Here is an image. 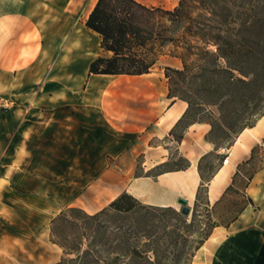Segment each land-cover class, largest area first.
Here are the masks:
<instances>
[{
	"label": "crops",
	"instance_id": "1",
	"mask_svg": "<svg viewBox=\"0 0 264 264\" xmlns=\"http://www.w3.org/2000/svg\"><path fill=\"white\" fill-rule=\"evenodd\" d=\"M96 2L0 0V264H14L16 245L26 264L35 263L40 252L32 240L47 241L51 219L67 207L94 214L123 192L158 207L195 200L200 178L192 160L213 150L205 140L210 126L184 131L179 149L189 167L159 171L187 103L167 97L163 73L88 75L96 57L111 55L85 26ZM258 145L264 147V117L226 150L207 185L210 203L226 194L236 166ZM235 189L253 206L212 230L200 248L207 252L203 264H264V169ZM48 261L59 260L41 263Z\"/></svg>",
	"mask_w": 264,
	"mask_h": 264
},
{
	"label": "trees",
	"instance_id": "2",
	"mask_svg": "<svg viewBox=\"0 0 264 264\" xmlns=\"http://www.w3.org/2000/svg\"><path fill=\"white\" fill-rule=\"evenodd\" d=\"M85 26L100 36V48L111 53L96 57L88 75L141 76L150 73L163 55L181 62V68H164L167 97L187 103L170 135L181 124L185 130L204 122L210 126L205 140L213 150H228L237 136L264 117V0H179L172 9L137 0H97ZM211 108L216 113L208 110ZM226 157L220 154V167ZM168 164L160 165L159 171L189 167L186 160L183 168L161 170ZM198 173L203 180L199 166ZM252 177H246L243 188ZM248 205L253 202L247 196L224 226L235 221ZM137 207V199L123 192L92 215L77 207L60 211L50 221V241L62 250L55 264H94L98 230L92 222L109 210L128 214ZM64 226L70 227V233H63ZM131 252L137 253L134 248Z\"/></svg>",
	"mask_w": 264,
	"mask_h": 264
},
{
	"label": "rangeland",
	"instance_id": "3",
	"mask_svg": "<svg viewBox=\"0 0 264 264\" xmlns=\"http://www.w3.org/2000/svg\"><path fill=\"white\" fill-rule=\"evenodd\" d=\"M142 1L144 4L149 5H153L152 3H162L165 5L162 7L166 8V6H171L172 3H175L176 6L179 0H171L170 2L166 0ZM174 59L176 58L168 55L160 56L150 72L154 74L163 73L164 75L165 67L175 68L170 65V62H173ZM178 68H181V62ZM2 104H5V101H2ZM208 110L216 113L215 108ZM184 127V124H181L170 135V145L167 144L170 148L169 164L162 167L161 170L185 167L186 159L182 156L183 152L179 149L180 142H178L180 138H184V131H186ZM197 154L195 152V157L192 161L194 167H197V171L199 166L203 180H201L199 175V185L201 184V187L197 195V201L194 200L193 203L189 204V215L183 216L180 213L181 207L178 203L175 207H158L145 204L138 199V207L128 214H118L111 210L105 212L96 221L92 222V225L98 230L96 239L97 260L94 264L204 263L207 252L204 248L201 250L200 248L208 238L203 242L201 240L208 233L211 234L214 229L211 227L213 224L225 225L246 203L247 196L245 192H238L235 188H243L247 183L246 177H250L255 172L264 169V147L261 145L254 147L250 161L239 164V167L236 166V170H239L240 173L234 177L232 182L233 187L226 192L220 201L213 204L208 201L207 185L209 182H206V180L210 176L214 177V174L220 169V154L227 155L228 153L223 148L217 151L211 150L198 159ZM143 161V156H139L136 159V175L140 174ZM224 162L225 160L221 162V167L224 165ZM64 227L63 233H70V227ZM32 241L34 242L33 245L37 246L38 252H40L39 256H37L38 260L33 264H42L41 262L44 258L52 260L53 257H56L57 261L60 259L62 250L57 245L58 248L51 245L50 223L48 240L40 239ZM44 242L47 244L43 245ZM200 244L201 246L199 247ZM132 248L137 253H132ZM14 253L9 255V261L14 258V264L27 263L26 254L21 253L17 245ZM47 264L51 263L48 261Z\"/></svg>",
	"mask_w": 264,
	"mask_h": 264
},
{
	"label": "water",
	"instance_id": "4",
	"mask_svg": "<svg viewBox=\"0 0 264 264\" xmlns=\"http://www.w3.org/2000/svg\"><path fill=\"white\" fill-rule=\"evenodd\" d=\"M177 203L180 205V213L183 215V216H188L189 213H190V207H189V204H188V201L184 198H178L177 199Z\"/></svg>",
	"mask_w": 264,
	"mask_h": 264
},
{
	"label": "bare ground",
	"instance_id": "5",
	"mask_svg": "<svg viewBox=\"0 0 264 264\" xmlns=\"http://www.w3.org/2000/svg\"><path fill=\"white\" fill-rule=\"evenodd\" d=\"M247 130V129H246Z\"/></svg>",
	"mask_w": 264,
	"mask_h": 264
}]
</instances>
